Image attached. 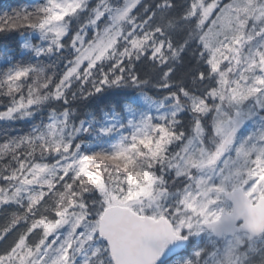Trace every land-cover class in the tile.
<instances>
[{
	"label": "snow or ice",
	"instance_id": "6c2138e0",
	"mask_svg": "<svg viewBox=\"0 0 264 264\" xmlns=\"http://www.w3.org/2000/svg\"><path fill=\"white\" fill-rule=\"evenodd\" d=\"M17 33L0 121L50 108L0 143V264H264V0H43ZM116 89L130 118L83 147L71 102Z\"/></svg>",
	"mask_w": 264,
	"mask_h": 264
},
{
	"label": "trees",
	"instance_id": "16d2710c",
	"mask_svg": "<svg viewBox=\"0 0 264 264\" xmlns=\"http://www.w3.org/2000/svg\"><path fill=\"white\" fill-rule=\"evenodd\" d=\"M43 0H8L7 4L0 2V14L5 12H11L13 9L21 7H31L38 3H42ZM143 2L149 6L152 5L153 0H143ZM83 22V18L80 23ZM72 27H78V22L73 21ZM23 37L20 34H0V48H4L6 45L13 51H18L17 42L21 41ZM38 42V41H37ZM16 60L24 63L31 62L35 63V57H31L30 61L22 59L18 55L15 57ZM54 59V58H53ZM45 64L51 63L48 58H43ZM51 72V69H48ZM145 92L156 98L162 99L163 95L167 93V90L159 88H146ZM137 93L132 89H116L108 90L102 94H98L94 97H90L86 101L79 99L71 102L70 107L74 110L73 122L79 125L81 121L90 123L89 133L77 138V142L82 141V146L89 149H99L92 141H95L94 136L98 134L101 128L105 126V117L107 114L114 112L121 113L120 109L128 102L132 100ZM49 105H45L40 111L34 112L32 116L25 117L23 119H16L13 121H0V143L4 142L8 138H16L31 132L33 127L36 125H42L48 122L49 116ZM0 110H3L0 108Z\"/></svg>",
	"mask_w": 264,
	"mask_h": 264
},
{
	"label": "rangeland",
	"instance_id": "374dc122",
	"mask_svg": "<svg viewBox=\"0 0 264 264\" xmlns=\"http://www.w3.org/2000/svg\"><path fill=\"white\" fill-rule=\"evenodd\" d=\"M153 99H155V98H153ZM127 104H129V103H127ZM140 105L143 106V105L141 104V102H140ZM116 116H117V117H116ZM113 118H114V117H112V118L109 119V121H108L106 127H107L109 124H111V123L113 122ZM115 118H116V119H120L121 122H124V121L126 122L127 119L130 118V115H129L128 113H124V114L121 115V116H119V114H118V115L116 114V115H115ZM79 125H80V124H79ZM79 125H78V126H79ZM84 126L88 128V127L90 126V124L87 123V122H84ZM81 135H83V133H82ZM116 135H117V134H113L112 136H102V135H99V136H97V138H99V141H100V142H106L105 146H109L110 143L113 142V141L116 139Z\"/></svg>",
	"mask_w": 264,
	"mask_h": 264
}]
</instances>
